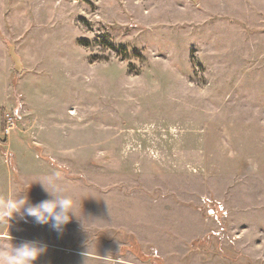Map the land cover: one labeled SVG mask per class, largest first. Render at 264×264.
Here are the masks:
<instances>
[{
	"label": "rangeland",
	"instance_id": "rangeland-1",
	"mask_svg": "<svg viewBox=\"0 0 264 264\" xmlns=\"http://www.w3.org/2000/svg\"><path fill=\"white\" fill-rule=\"evenodd\" d=\"M52 175L33 264H264V0H0V202Z\"/></svg>",
	"mask_w": 264,
	"mask_h": 264
},
{
	"label": "clouds",
	"instance_id": "clouds-1",
	"mask_svg": "<svg viewBox=\"0 0 264 264\" xmlns=\"http://www.w3.org/2000/svg\"><path fill=\"white\" fill-rule=\"evenodd\" d=\"M58 179L52 175L36 181L51 197L37 204H29L27 198L21 196L0 202V217L9 219L15 214H19L21 218L32 217L36 223L49 224L53 230L61 232L73 217H78L75 201L58 185L56 182ZM45 250V246L34 241H25L19 245L0 242V264H33Z\"/></svg>",
	"mask_w": 264,
	"mask_h": 264
},
{
	"label": "built area",
	"instance_id": "built-area-1",
	"mask_svg": "<svg viewBox=\"0 0 264 264\" xmlns=\"http://www.w3.org/2000/svg\"><path fill=\"white\" fill-rule=\"evenodd\" d=\"M3 123H5L3 133H9L15 125L16 116L14 112H4L1 115Z\"/></svg>",
	"mask_w": 264,
	"mask_h": 264
},
{
	"label": "water",
	"instance_id": "water-1",
	"mask_svg": "<svg viewBox=\"0 0 264 264\" xmlns=\"http://www.w3.org/2000/svg\"><path fill=\"white\" fill-rule=\"evenodd\" d=\"M12 49H13V47L11 46L10 47V54H11L12 59H13L14 69L17 70V71H20L21 70L20 58Z\"/></svg>",
	"mask_w": 264,
	"mask_h": 264
},
{
	"label": "crops",
	"instance_id": "crops-1",
	"mask_svg": "<svg viewBox=\"0 0 264 264\" xmlns=\"http://www.w3.org/2000/svg\"><path fill=\"white\" fill-rule=\"evenodd\" d=\"M21 68H22V65H21Z\"/></svg>",
	"mask_w": 264,
	"mask_h": 264
}]
</instances>
